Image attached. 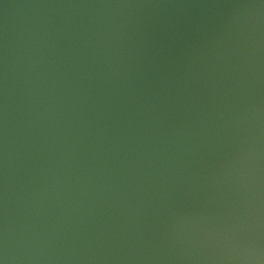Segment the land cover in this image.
<instances>
[{
	"label": "water",
	"instance_id": "1",
	"mask_svg": "<svg viewBox=\"0 0 264 264\" xmlns=\"http://www.w3.org/2000/svg\"><path fill=\"white\" fill-rule=\"evenodd\" d=\"M0 264H264V0H0Z\"/></svg>",
	"mask_w": 264,
	"mask_h": 264
}]
</instances>
